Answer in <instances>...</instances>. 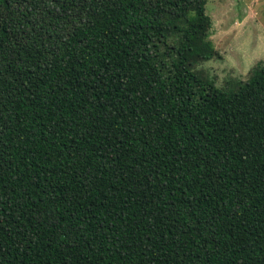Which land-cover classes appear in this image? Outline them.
<instances>
[{
	"label": "trees",
	"instance_id": "16d2710c",
	"mask_svg": "<svg viewBox=\"0 0 264 264\" xmlns=\"http://www.w3.org/2000/svg\"><path fill=\"white\" fill-rule=\"evenodd\" d=\"M207 1L0 0V264H264V60L192 69Z\"/></svg>",
	"mask_w": 264,
	"mask_h": 264
},
{
	"label": "rangeland",
	"instance_id": "374dc122",
	"mask_svg": "<svg viewBox=\"0 0 264 264\" xmlns=\"http://www.w3.org/2000/svg\"><path fill=\"white\" fill-rule=\"evenodd\" d=\"M206 10L213 25L196 49L211 55L192 69L231 89L264 60V0H208Z\"/></svg>",
	"mask_w": 264,
	"mask_h": 264
}]
</instances>
